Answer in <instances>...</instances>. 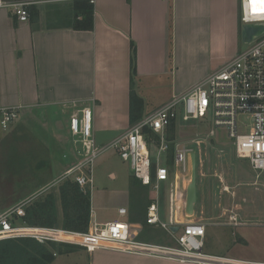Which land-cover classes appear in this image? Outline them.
Wrapping results in <instances>:
<instances>
[{"label": "crops", "instance_id": "1", "mask_svg": "<svg viewBox=\"0 0 264 264\" xmlns=\"http://www.w3.org/2000/svg\"><path fill=\"white\" fill-rule=\"evenodd\" d=\"M73 1L38 3L35 5L38 13L25 22L19 21L10 10L0 9V103L23 106L22 117L15 125H25L38 133L44 127L40 124L48 122L54 129L55 137L48 153H56L54 160L58 159L60 164L57 176L81 159L82 145L71 134L70 119L84 106L93 110L94 136L100 144L111 141L131 126V41L137 47L134 88L144 101L143 116L150 112L149 102L141 93L144 79L153 87H160L168 80L172 91L176 90L161 107L231 58L227 52L233 47L228 48L227 41L238 45L236 23L234 27L230 24L229 0H96L93 30L68 26L74 18ZM200 55L209 56L207 64L199 66ZM185 77V83H177V79ZM48 158L52 157L48 155ZM50 167L53 169L54 164ZM110 175L116 176L115 172ZM183 179L181 189L186 195L188 185L185 186ZM134 185L154 191L140 183ZM239 187L235 186L234 191L230 185L223 184L222 188L215 186L207 190L203 185L199 200L197 186L195 213L179 215L184 221L205 224L206 253L264 263V202L257 200L248 186L241 191L243 199H238ZM162 188L169 191V184L162 183ZM208 192L215 193L213 198L203 199ZM30 194L9 200H3L0 195V214ZM229 194L235 199H230ZM250 194H253L251 198ZM130 198L120 207L125 206L128 211ZM136 203L133 202L125 217L119 216L141 225L142 239L143 223L137 219ZM160 206L163 218L161 195ZM92 212L97 217L93 200ZM232 215L237 217V222L230 219ZM106 251L114 256L110 264H197Z\"/></svg>", "mask_w": 264, "mask_h": 264}, {"label": "built area", "instance_id": "2", "mask_svg": "<svg viewBox=\"0 0 264 264\" xmlns=\"http://www.w3.org/2000/svg\"><path fill=\"white\" fill-rule=\"evenodd\" d=\"M48 1L58 0H0V9L10 10L19 21L25 22L30 18L31 6ZM90 1L95 3L96 0ZM258 23H264V0H241V26ZM245 43V48L217 70L186 92L147 113L107 143H98L94 136L93 110L90 106H84L79 113L72 115L70 131L82 145L81 159L58 178L3 211L0 214V240L27 237L47 245H76L90 253L111 250L197 264H264L212 255L204 251L205 224L201 221H184L179 215L185 216L183 205L186 195L181 188L183 177L191 169L192 149L176 143L174 167L171 169L164 163V157L170 148L167 136L170 122L179 117L183 121L204 120L212 113L210 135L215 136L218 128L224 129L234 144L237 155L249 159L257 176L264 174V30ZM22 110L21 105L5 106L0 103V140L21 119ZM241 117L246 119L242 120ZM241 124L247 129L246 132L240 131ZM145 128L158 136L159 151L155 163ZM110 149H115L122 159L130 161L134 176L143 185L150 186L157 192L147 208L146 222L174 236V244L142 240L139 237L141 225L123 218L100 221L93 212L87 231L13 222L15 217L25 216L27 206L36 198L55 189L68 178L77 181L84 190H91L94 161ZM154 164L156 168L153 172ZM162 183L169 184L168 220L162 219L161 214ZM118 211L121 217H125L128 212L125 206ZM230 218L237 222L235 215ZM174 226H179L176 232L172 229Z\"/></svg>", "mask_w": 264, "mask_h": 264}, {"label": "rangeland", "instance_id": "3", "mask_svg": "<svg viewBox=\"0 0 264 264\" xmlns=\"http://www.w3.org/2000/svg\"><path fill=\"white\" fill-rule=\"evenodd\" d=\"M229 5L232 10L230 24L234 27L236 23L238 39L236 41L238 43L237 46H234L230 40L227 41V47H233L227 54H231L233 57L238 51L246 47V43L242 40L241 0H229ZM208 60L209 56L200 55L197 63L201 66L207 64ZM185 79L186 77L179 78L177 83H185ZM147 83L148 81L144 79L141 84V93H143L146 101L149 102L150 112L157 109L163 102H166L167 98L171 97L172 92L176 91H172L173 86L168 80L160 87H153ZM244 119L246 118L243 117L242 120ZM212 120L211 113L204 120L192 119L183 121L179 117L176 122L175 143L186 145L192 149L191 151L196 152L199 200L202 198L203 185L209 190V188L213 189L215 186L222 188L223 184H227L234 191L235 186H240L238 199H243L241 191L244 192L246 189L244 186H248L254 191L255 198L264 202V195L260 198V191L261 189L264 190V174L257 176V173L250 166L249 159L240 158L237 155L234 144L229 140L224 129L218 128L215 136L210 135V130L213 126ZM22 122L25 124L24 121ZM46 123L40 124V126L44 127H40L38 133L31 132V128L25 125H15L13 131L8 134L6 139L0 142V195L3 200L4 198L9 200L18 195L23 197L29 192L31 194L35 193L46 185L50 181L49 179L58 178L59 175L57 176L56 171L60 170V164L57 162L58 159L54 160L56 153L52 151L51 154L48 153V148L53 145L51 142L55 137V132L50 124ZM240 131H247L243 124L240 126ZM150 150L153 155V161L156 162L159 146L155 140L150 141ZM48 155L52 158L49 159ZM50 164H54L53 169ZM110 172H115L116 176H111ZM191 172L192 165L190 172L184 176L185 186L189 184ZM135 179L130 161L122 159L115 149L107 150L95 159L91 192L93 208L97 213L98 219L114 220L121 218L118 209L121 205L127 204L129 196H131V206L128 205V211L130 212L133 202H137L140 198H153L157 195L156 191H152L148 187L146 189L137 188L138 185H134ZM19 190H21L20 193H17ZM208 193L204 194L203 199L208 200L210 196L213 198V192H210L209 196ZM160 195L165 213L163 218L168 220V191L162 188ZM252 195L248 196L251 198ZM229 198L235 199V196L230 195ZM197 208L200 211V207L198 206ZM61 209L59 201V210L61 211ZM227 213L229 214V212ZM155 228L163 230L157 226ZM172 239L174 240V238ZM161 241L158 240L160 243ZM71 248L73 249L63 253L56 250L57 254L51 264H110V259L114 257L113 253L106 250H97L90 253L82 247Z\"/></svg>", "mask_w": 264, "mask_h": 264}, {"label": "trees", "instance_id": "4", "mask_svg": "<svg viewBox=\"0 0 264 264\" xmlns=\"http://www.w3.org/2000/svg\"><path fill=\"white\" fill-rule=\"evenodd\" d=\"M74 18L68 23L69 27L76 30H93L95 5L90 0H74L72 3ZM38 13L37 7H30V17ZM81 16V18H79ZM130 123H137L143 117V98L137 94L134 88V76L136 74L137 47L133 41L130 44ZM176 120H172L167 128V136L170 148L164 157V163L172 169L176 149ZM149 141L155 140L158 144V136L149 128H145ZM155 163V162H154ZM153 165V172L155 171ZM135 177V176H134ZM136 178V177H135ZM134 183L142 184L137 178ZM92 194L91 190H84L80 184L72 178L62 181L58 187L36 198L26 208L23 217H15L13 222L26 223L38 226H61L75 231H87L92 218ZM153 200V199H152ZM151 198L144 197L135 204L139 209L137 219L143 223L141 238L145 240H162L174 244L171 234L166 230H158L148 224L144 218L147 207L152 202ZM59 201L61 211L59 210ZM71 247H79L70 244H43L35 239L27 237L8 238L0 240V264H51L55 259L54 252H68Z\"/></svg>", "mask_w": 264, "mask_h": 264}, {"label": "water", "instance_id": "5", "mask_svg": "<svg viewBox=\"0 0 264 264\" xmlns=\"http://www.w3.org/2000/svg\"><path fill=\"white\" fill-rule=\"evenodd\" d=\"M264 30V23L244 25L241 29L243 42L251 41L256 35ZM191 165L192 172L191 178L186 190L185 198V212L188 216H192L195 213V204L197 201V161L196 152H191ZM173 231L176 232L179 226H174Z\"/></svg>", "mask_w": 264, "mask_h": 264}]
</instances>
